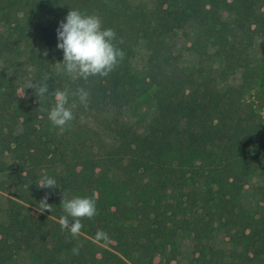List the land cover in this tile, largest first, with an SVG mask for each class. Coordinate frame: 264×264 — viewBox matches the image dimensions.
<instances>
[{"label": "trees", "instance_id": "obj_1", "mask_svg": "<svg viewBox=\"0 0 264 264\" xmlns=\"http://www.w3.org/2000/svg\"><path fill=\"white\" fill-rule=\"evenodd\" d=\"M262 7L0 0V114L12 117L0 132V191L10 196L0 204V264H181L158 256L184 239L187 264H264V126L244 102L247 75L235 83L253 69L240 48L246 25L232 21L246 8L260 17ZM70 10L116 32L124 57L108 76L58 71L57 28ZM45 76L39 103L26 84ZM78 87L89 104L60 133L41 109L53 106L55 89ZM43 176L59 188L38 187ZM46 195L51 212H41ZM62 196L96 202L76 237L59 224Z\"/></svg>", "mask_w": 264, "mask_h": 264}, {"label": "clouds", "instance_id": "obj_2", "mask_svg": "<svg viewBox=\"0 0 264 264\" xmlns=\"http://www.w3.org/2000/svg\"><path fill=\"white\" fill-rule=\"evenodd\" d=\"M116 39V32L112 28H104L99 16L70 10L57 28V48L63 50V60L58 66V71L67 74L72 80L108 76L124 57L123 50L113 43ZM48 79L49 77L45 76L41 82L27 81L26 88L35 90L39 103L45 100L49 93ZM52 94L53 106L50 109L42 108L41 111H47V119L63 133L76 118L74 110L79 106L87 108L90 92L84 87H78L75 91L67 88L55 89ZM38 187L59 188L56 180L48 176L40 179ZM47 199L46 195L39 202L41 212L52 210ZM60 205L65 213L59 218L61 229L68 230L73 237L80 234L83 228L82 219H92L97 214L96 202L89 197L66 199L62 196ZM96 238L106 240L108 236L101 230L97 232ZM73 251L78 253V249Z\"/></svg>", "mask_w": 264, "mask_h": 264}, {"label": "rangeland", "instance_id": "obj_3", "mask_svg": "<svg viewBox=\"0 0 264 264\" xmlns=\"http://www.w3.org/2000/svg\"><path fill=\"white\" fill-rule=\"evenodd\" d=\"M260 12L263 14L258 17L251 10L247 8L238 12L233 16L232 21L234 23H245L247 31L246 36H244V42L240 48L247 49L245 51L248 54L249 62L248 68L253 69V71H247V73L239 72L237 74L238 81H235L236 84L240 83V79L245 75L250 81L251 90L246 89L244 91V102L246 105H251V107L256 112V119L261 120L262 125L264 126V7L260 9ZM226 34H230L228 27L225 29ZM229 52V51H227ZM236 52L230 51L227 56L230 60H233L236 57ZM143 56L140 55L135 60L136 67H140L142 64ZM243 71V70H241ZM253 73V75H252ZM11 115L8 113L0 114V132L6 131L9 122H11ZM254 182L260 183L259 178H254ZM6 193L0 191V204L4 203L6 198H9ZM179 244L175 250H162L159 252V259L165 260L175 259L176 261L181 262V264H187L189 261L190 245L188 240H179Z\"/></svg>", "mask_w": 264, "mask_h": 264}]
</instances>
